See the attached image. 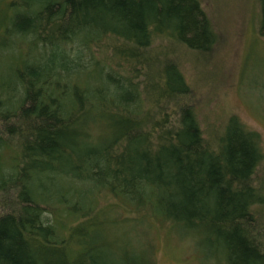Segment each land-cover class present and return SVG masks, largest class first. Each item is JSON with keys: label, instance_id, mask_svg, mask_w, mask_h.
I'll return each mask as SVG.
<instances>
[{"label": "trees", "instance_id": "1", "mask_svg": "<svg viewBox=\"0 0 264 264\" xmlns=\"http://www.w3.org/2000/svg\"><path fill=\"white\" fill-rule=\"evenodd\" d=\"M215 41L201 0H0V264H153L124 224L264 264L261 138L204 131L174 60Z\"/></svg>", "mask_w": 264, "mask_h": 264}, {"label": "rangeland", "instance_id": "2", "mask_svg": "<svg viewBox=\"0 0 264 264\" xmlns=\"http://www.w3.org/2000/svg\"><path fill=\"white\" fill-rule=\"evenodd\" d=\"M201 3L214 29L215 44L206 54L179 49L174 57L190 85L189 99L204 131L219 129L229 116H235L259 134L264 153V37L258 32V0ZM260 172L256 184L264 191V161ZM108 229L120 243L129 242L137 250L151 244L153 264H207L198 260L192 241L181 239L178 229L171 230L174 235L161 224L145 229V235L141 227L131 224ZM101 230L106 231L105 226Z\"/></svg>", "mask_w": 264, "mask_h": 264}]
</instances>
